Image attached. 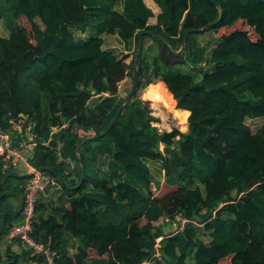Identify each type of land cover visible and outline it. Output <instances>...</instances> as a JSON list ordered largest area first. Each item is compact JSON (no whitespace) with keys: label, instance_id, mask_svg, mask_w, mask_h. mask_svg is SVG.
Returning <instances> with one entry per match:
<instances>
[{"label":"trees","instance_id":"16d2710c","mask_svg":"<svg viewBox=\"0 0 264 264\" xmlns=\"http://www.w3.org/2000/svg\"><path fill=\"white\" fill-rule=\"evenodd\" d=\"M214 1L123 0L120 8L115 0H0L9 29L0 35V128L10 114L26 113L35 121L30 162L52 168L69 185L83 173L75 188L59 182L66 198L39 210L32 224L31 234L55 251L57 264H264V0ZM87 26L86 36L75 32ZM191 27L203 28L188 31L182 45V32ZM209 30L216 40L212 66L195 80L196 72L174 66L201 58L205 45L198 36ZM104 33L134 42L129 62L103 47ZM137 63L138 80L125 101ZM127 74L131 86L120 95ZM150 82L153 94L140 95ZM119 108L105 134L92 138ZM161 111L172 112L179 125L160 127ZM98 141L115 146L112 162L128 179L113 181L91 167ZM70 158L78 164L76 177H69L72 170L65 174ZM146 159L162 161L161 184ZM6 171L0 158V191L13 186L21 193L15 184L28 176L1 181ZM185 180L190 184L180 183ZM7 198L0 196V218ZM177 214L195 222L163 233L164 218ZM5 217L0 239L20 214ZM72 237L78 245L70 252ZM0 260L40 264L44 256L7 245Z\"/></svg>","mask_w":264,"mask_h":264},{"label":"rangeland","instance_id":"374dc122","mask_svg":"<svg viewBox=\"0 0 264 264\" xmlns=\"http://www.w3.org/2000/svg\"><path fill=\"white\" fill-rule=\"evenodd\" d=\"M123 5V0H115V6H118L120 8H122ZM85 31H81L82 35H87L89 33H91L92 31V27H85L84 28ZM9 32L8 27L5 25V22L3 20V18H0V35H7ZM76 33L78 32V30L75 31ZM199 39L202 43H204V48L201 52L200 55V59L194 63L191 64L189 62H185L179 65H175L174 68L180 69L182 71H191L192 73L196 72V79H199L200 74H203L204 72L208 71L210 69V67L212 66V63H210L208 61V56H209V51L211 49V47L215 44V32L213 30H209L206 32H203L201 34H199ZM103 46L104 48L106 47V49H111L117 56H124V55H128L125 57V61L129 62L130 58L134 56L135 54V48H134V42H129L130 44L126 45L116 33H104L103 34ZM152 43L151 39H149L146 42V45ZM183 50V49H182ZM156 52V43L154 42V45L151 48V55L154 54ZM136 55V54H135ZM198 72V73H197ZM131 75L127 74L122 80H120L119 82V92L120 95H124L126 93L127 88H129L131 86ZM153 81V80H152ZM151 84H153V82H150L144 89H140L138 92H140V95L142 96H148L149 91H152L151 88ZM107 94V93H104ZM153 94V91H152ZM97 97V95L95 94L91 99H90V103H93L95 101V98ZM156 110V109H155ZM162 112V111H161ZM161 114V113H160ZM173 113L172 112H162L161 116H162V121L159 124L160 127H168L169 125H179L178 124V119L173 118ZM262 118H256L254 123H257L261 120ZM252 120H248L247 122L249 124L252 125ZM54 130H57V126H53ZM79 132V131H78ZM93 150H95V159L96 161L92 162L90 165H92L91 167L93 169H98V172L100 173L101 176L106 175L107 177H112L113 181H117L118 179H122V180H126L128 179L127 175L122 171V168L120 167V165H116L112 162V152H113V148H115V146H113V144L111 143H104L103 141H98L93 143ZM91 155H93V152H90ZM73 161V162H70ZM147 163L149 164L150 168H151V178L156 181L159 182L160 184L162 183V181L164 180V172H163V164L162 161L160 159H146ZM74 163V164H72ZM73 165V166H72ZM78 164L75 163V161L73 159L70 158L69 160V167L67 166V169L65 171V174H67L69 176V171L72 170V168L74 169V166H76ZM89 165V166H90ZM11 171V170H8ZM15 171V170H13ZM18 173L23 174V173H31V172H23V171H19ZM76 172L75 170H72V172H70V176L69 177H76ZM12 184L15 183L14 181H11ZM60 181H58L56 178H54L53 182H51L50 185H48L44 191L39 192L38 194V202H42V199L44 198L43 193H47L48 195L46 197L48 204H50L51 206L57 205L59 204L61 201H63L66 197L64 196V192L61 189V184L59 183ZM182 183V185H189V181H183L180 182ZM194 184H199L201 186L202 189H204V185L203 183H199V182H195ZM193 184V185H194ZM15 186L18 187V184H15ZM13 188V186H11L9 189ZM234 193V191L232 192ZM11 197V194L8 195V198ZM40 210V209H38ZM39 212L36 209V217H38ZM172 218H166L162 224V231L163 233H170L171 232V227H172V222H171ZM203 238L208 239V235L206 234H202L201 235ZM75 239V238H74ZM73 245V246H72ZM78 245V239H75V241H71L68 243V250L70 252H73L76 250V247ZM1 251H3L2 248H0ZM219 264H226L224 262H221Z\"/></svg>","mask_w":264,"mask_h":264},{"label":"built area","instance_id":"2783aa9c","mask_svg":"<svg viewBox=\"0 0 264 264\" xmlns=\"http://www.w3.org/2000/svg\"><path fill=\"white\" fill-rule=\"evenodd\" d=\"M26 113L10 114L8 117L9 125L6 128H0V158L3 163L4 170H15L17 172H31L27 179L21 180L18 187L21 190L22 208L20 217L22 219L5 232L4 236L9 239L20 240L21 244L31 251V254H42L43 262L40 264H57L55 261V251L45 243L37 240L32 234V224L37 219L36 206L38 202V194L57 178L53 173L47 170L38 169L30 162L31 153L27 151L26 146L29 144L24 138L27 135L30 144H35V133L33 126L35 121L27 119ZM18 140V144H14L13 140ZM23 169L20 170V168ZM172 218V230L175 232L181 229L187 221L193 219L187 218L182 214H177ZM162 235L155 237L154 254L160 255V240ZM22 246V247H23ZM150 259H143L137 264H149ZM29 264V263H28Z\"/></svg>","mask_w":264,"mask_h":264},{"label":"water","instance_id":"95a60500","mask_svg":"<svg viewBox=\"0 0 264 264\" xmlns=\"http://www.w3.org/2000/svg\"><path fill=\"white\" fill-rule=\"evenodd\" d=\"M213 3H216L214 0H211ZM220 18V15L218 17V19ZM218 19H216L215 21H212L210 23H208V25L216 22ZM203 28V27H201ZM201 28H194V27H191V28H186L183 30L182 32V45L183 43L185 42V35L188 31H196V30H199ZM145 31V30H140L136 33V36L138 38L137 40V49H136V55H135V59L136 61H138V58H139V55H140V52H141V48H142V32ZM182 49H183V46L180 47L179 50L177 51H173L175 54H182ZM138 69H139V65L137 63V68H136V74H135V80H134V83L129 91V93L127 94L126 98H125V101H128L132 95V92L136 86V83H137V80H138ZM150 78V76L148 75V79ZM119 110L120 108L118 109V111L116 112L115 116L113 117V119L111 120V122L109 123V125L101 132L99 133H94L92 135H90L92 138H97L99 136H102L105 134V132L108 130V128L114 123V121L116 120L117 116H118V113H119ZM82 140H83V136L79 135L78 138H77V146H76V156L78 158V160H80V153H81V149H82ZM38 169H41V170H47L51 173H53L58 179L60 182H62L64 185H66L67 188H75L77 187L81 180H82V177H83V173L81 174V177H80V180L79 182L76 184V185H69L67 183V181L64 179V177L62 175H60L58 172L54 171L52 168L48 167V166H38L37 167ZM31 173H23V174H20L18 173L17 171H6L1 179V181L5 180L7 177L9 176H17V177H26V176H29ZM9 194H14L15 196L19 197L20 200H19V206L18 207H15L14 204L10 201V200H5L2 204V207H1V218H0V233H1V230H2V227H3V224L5 222V213L7 211H11L13 213H16V214H20L21 212V208H22V197L20 195V192L18 190H15L13 188L11 189H6V190H3V191H0V196H8ZM19 221H22V219H16L12 222V224H15V223H18ZM0 264H1V260H0Z\"/></svg>","mask_w":264,"mask_h":264},{"label":"crops","instance_id":"0c3cea01","mask_svg":"<svg viewBox=\"0 0 264 264\" xmlns=\"http://www.w3.org/2000/svg\"><path fill=\"white\" fill-rule=\"evenodd\" d=\"M78 30V33L79 34H81V31H83V30H85V29H77ZM81 36H86V35H82L81 34ZM104 47V46H103ZM106 48V47H105ZM29 144H27V146H26V149H27V151L28 152H30V150H31V148H32V150H33V146H34V144H30L31 142H29L30 141V139H29V137L28 138H26L25 139ZM68 160V159H67ZM70 160V159H69ZM70 162H73V161H70ZM72 164H74V163H72ZM73 166V165H72ZM21 169H23V167H21L20 168V170ZM13 189H14V187H13ZM10 195V194H9ZM20 195H21V193H20ZM47 195H48V192L47 193H43V195L42 196H44V198L42 199V203H44L45 204V206H46V208H41L40 209V211H42L43 209H45L44 210V212L46 211V212H48L49 211V208H50V204H48V202H47V199H46V197H47ZM8 200H10L13 204H14V206L15 207H18L19 206V200H20V198L19 197H17V196H15L14 194H11V197L10 198H7ZM39 210H38V212H40ZM171 230H172V227H171ZM75 237H72L71 238V241H75V239H74ZM9 246L11 249H13V250H15V251H20L21 249H22V245L16 240V239H9V238H6L5 236H2V238L0 239V248H2L3 250H4V248H5V246ZM73 246V245H72Z\"/></svg>","mask_w":264,"mask_h":264}]
</instances>
